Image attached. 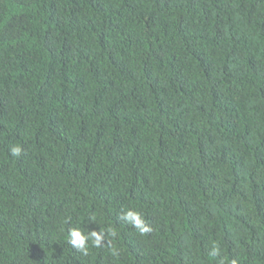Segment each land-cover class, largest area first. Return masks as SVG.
<instances>
[{"label": "trees", "instance_id": "trees-1", "mask_svg": "<svg viewBox=\"0 0 264 264\" xmlns=\"http://www.w3.org/2000/svg\"><path fill=\"white\" fill-rule=\"evenodd\" d=\"M0 264H264V0H0Z\"/></svg>", "mask_w": 264, "mask_h": 264}, {"label": "clouds", "instance_id": "clouds-1", "mask_svg": "<svg viewBox=\"0 0 264 264\" xmlns=\"http://www.w3.org/2000/svg\"><path fill=\"white\" fill-rule=\"evenodd\" d=\"M23 149L20 145H14L10 148V154L13 157H19L22 155ZM120 220L125 221L128 225L135 228L137 232L141 235L149 233L152 231L151 227L145 222L142 214L135 210H126L123 211L120 216ZM110 234L115 237L116 233L109 229ZM89 240L92 241V246L101 247L102 242L104 240V234L102 232L92 231L90 235H85L81 230L77 228H73L69 233L68 242L77 250L83 253L84 255H88L89 250ZM113 255H119L118 251L113 248Z\"/></svg>", "mask_w": 264, "mask_h": 264}]
</instances>
